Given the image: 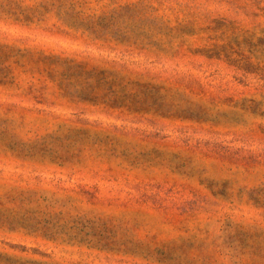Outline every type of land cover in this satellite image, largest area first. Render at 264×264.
Returning <instances> with one entry per match:
<instances>
[{
  "label": "rangeland",
  "instance_id": "1",
  "mask_svg": "<svg viewBox=\"0 0 264 264\" xmlns=\"http://www.w3.org/2000/svg\"><path fill=\"white\" fill-rule=\"evenodd\" d=\"M0 264H264V0H0Z\"/></svg>",
  "mask_w": 264,
  "mask_h": 264
}]
</instances>
